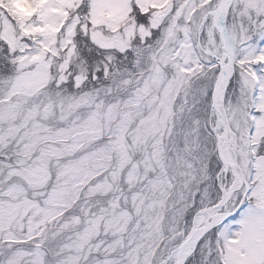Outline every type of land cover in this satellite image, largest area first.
I'll return each mask as SVG.
<instances>
[{"label": "snow or ice", "instance_id": "6c2138e0", "mask_svg": "<svg viewBox=\"0 0 264 264\" xmlns=\"http://www.w3.org/2000/svg\"><path fill=\"white\" fill-rule=\"evenodd\" d=\"M0 264H264V0H0Z\"/></svg>", "mask_w": 264, "mask_h": 264}]
</instances>
